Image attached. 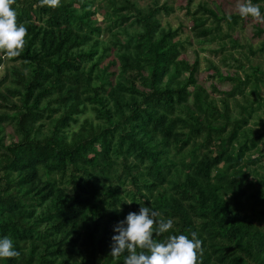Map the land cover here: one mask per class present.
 Wrapping results in <instances>:
<instances>
[{
    "label": "trees",
    "instance_id": "obj_1",
    "mask_svg": "<svg viewBox=\"0 0 264 264\" xmlns=\"http://www.w3.org/2000/svg\"><path fill=\"white\" fill-rule=\"evenodd\" d=\"M192 4L174 26L161 0H15L28 34L0 50V235L21 254L0 264H124L114 228L141 204L174 218L157 240L198 233L199 264H264V43ZM193 44L227 90L199 82Z\"/></svg>",
    "mask_w": 264,
    "mask_h": 264
},
{
    "label": "clouds",
    "instance_id": "obj_2",
    "mask_svg": "<svg viewBox=\"0 0 264 264\" xmlns=\"http://www.w3.org/2000/svg\"><path fill=\"white\" fill-rule=\"evenodd\" d=\"M46 2L57 5L59 0ZM14 3L15 0H0V50L9 57L21 54L28 34L27 26L17 23ZM236 6L242 17L264 19V11L254 0H236ZM173 226L174 218L158 216L153 207L141 204L138 212H129L115 226L111 256L119 258L123 255L124 264H199L203 240L197 232L171 234L163 240L155 238ZM20 254L12 237L0 235V261Z\"/></svg>",
    "mask_w": 264,
    "mask_h": 264
},
{
    "label": "rangeland",
    "instance_id": "obj_3",
    "mask_svg": "<svg viewBox=\"0 0 264 264\" xmlns=\"http://www.w3.org/2000/svg\"><path fill=\"white\" fill-rule=\"evenodd\" d=\"M161 1H166V3L174 8V13L173 15H170L168 17V20L174 25L177 26L178 22L177 19H181V21L186 20L187 22L190 21V17L186 13L185 5L187 4V0H161ZM142 2V1H141ZM144 2V1H143ZM199 3H206L209 5L211 9H216V11L221 14L224 13L227 16L229 15H240L237 6H236V0H193L192 5H197ZM195 7H191V10H193ZM92 20L96 23H100L102 21V18L100 15L96 14L93 16ZM259 26L264 30V19H257L253 18L250 19L246 17L242 23L237 25L235 29L237 30L236 33L234 34L235 37H239L241 43H248L251 44L254 48H257L260 43H264V33L261 36H256L254 35V26ZM225 29V28H224ZM187 49L185 51L186 56H188V59L191 61L193 58V50L198 51L199 53V73H198V78L199 82L202 83V85L209 89L210 87L209 82H214L216 85H219V88L221 90H227L229 88L228 83L224 82H218L216 78L210 79L209 78V73L207 72L208 70L205 69V61L203 60L205 57H211L215 61V58L212 56H209L206 51H202L199 49V46L197 44H193L191 46L186 45ZM262 55V54H261ZM260 56V55H259ZM255 64L260 63L262 67H264V57L261 56L259 59H254L253 60ZM4 69V66H0V75L2 74ZM200 84V83H199ZM215 98H218V94H212ZM251 127L253 124H250ZM5 132H10V129L7 128L5 129ZM262 154V159H261V165L262 169H259V174H264V144L261 143L259 146V151H254L253 155H257L258 153Z\"/></svg>",
    "mask_w": 264,
    "mask_h": 264
}]
</instances>
